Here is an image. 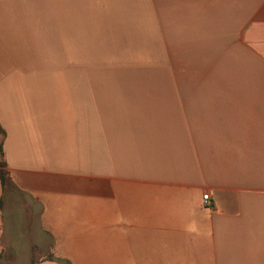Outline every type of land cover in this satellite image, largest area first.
<instances>
[{"label":"crops","instance_id":"1","mask_svg":"<svg viewBox=\"0 0 264 264\" xmlns=\"http://www.w3.org/2000/svg\"><path fill=\"white\" fill-rule=\"evenodd\" d=\"M167 32L253 85L174 88ZM0 126V264H264V0H0Z\"/></svg>","mask_w":264,"mask_h":264},{"label":"rangeland","instance_id":"2","mask_svg":"<svg viewBox=\"0 0 264 264\" xmlns=\"http://www.w3.org/2000/svg\"><path fill=\"white\" fill-rule=\"evenodd\" d=\"M163 18L168 21V18ZM167 28L169 29L168 26ZM228 36L226 35V40H228ZM180 37H182L179 38L181 41L170 44L168 32L164 34L163 39H165L167 44V50L165 51L168 57V68H164L163 66L157 68V72L161 74L179 75L180 80L178 81L174 79L176 76H172L174 88L181 90H233L251 88L253 83L250 82L249 67L248 64L245 65L244 63H248L249 59L243 54V63L240 66L235 65L234 52L228 47L229 41H221V43L213 42L209 44V48L202 49L200 42H186L189 37L186 34H182ZM194 38L200 39L201 35H195ZM132 53V51H121L115 48L112 50L101 48L94 51L95 59L98 61L97 72L132 73V69L125 71L123 67L121 71V67L119 69L116 68V65H121L125 61V56L128 59L133 58ZM112 62L115 68H113V71L107 70L106 65ZM133 69L135 70V68ZM49 253H46V255Z\"/></svg>","mask_w":264,"mask_h":264},{"label":"trees","instance_id":"3","mask_svg":"<svg viewBox=\"0 0 264 264\" xmlns=\"http://www.w3.org/2000/svg\"><path fill=\"white\" fill-rule=\"evenodd\" d=\"M4 136L5 132L0 126V177L3 189H5L7 186L11 184V177L9 175V171L7 169V164L5 162V154H4ZM40 260H54V256L49 253L46 255L41 249L38 247L33 248V257L31 262L37 263Z\"/></svg>","mask_w":264,"mask_h":264},{"label":"built area","instance_id":"4","mask_svg":"<svg viewBox=\"0 0 264 264\" xmlns=\"http://www.w3.org/2000/svg\"><path fill=\"white\" fill-rule=\"evenodd\" d=\"M203 199H204V201H205V205H209L210 204V202H209V195H204L203 196Z\"/></svg>","mask_w":264,"mask_h":264}]
</instances>
